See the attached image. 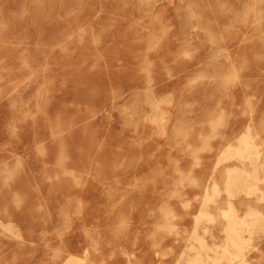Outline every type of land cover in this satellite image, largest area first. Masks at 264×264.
<instances>
[{"label": "rangeland", "instance_id": "1", "mask_svg": "<svg viewBox=\"0 0 264 264\" xmlns=\"http://www.w3.org/2000/svg\"><path fill=\"white\" fill-rule=\"evenodd\" d=\"M0 264H264V0H0Z\"/></svg>", "mask_w": 264, "mask_h": 264}, {"label": "crops", "instance_id": "2", "mask_svg": "<svg viewBox=\"0 0 264 264\" xmlns=\"http://www.w3.org/2000/svg\"><path fill=\"white\" fill-rule=\"evenodd\" d=\"M244 200H245V199H242L243 202H244ZM236 203H241V202H239V201L237 200ZM240 205H241V206H244L245 204L241 203ZM252 206H253V205H250V207H252ZM261 206H262V205H259V207H261ZM253 207L256 208V207H258V206H255V205H254ZM238 214H239V215H241V214L243 215V214H244V211H243V210H242V211H239ZM222 237H223V236L220 234V232H215V236H214V238L217 239L216 242L219 241V243H222V240H221Z\"/></svg>", "mask_w": 264, "mask_h": 264}, {"label": "bare ground", "instance_id": "3", "mask_svg": "<svg viewBox=\"0 0 264 264\" xmlns=\"http://www.w3.org/2000/svg\"><path fill=\"white\" fill-rule=\"evenodd\" d=\"M198 7V6H197ZM183 54H185V53H183ZM228 245L226 244V246L224 245L223 246V248H225V251H226V253H227V256H230V258L229 259H236V258H238V257H240V255H241V257H243L244 256V254H242V253H235L234 254V256L228 251V249L226 248ZM228 259V258H227Z\"/></svg>", "mask_w": 264, "mask_h": 264}]
</instances>
